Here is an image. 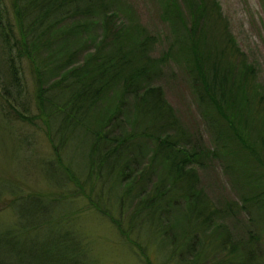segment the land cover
I'll return each mask as SVG.
<instances>
[{
	"label": "trees",
	"instance_id": "1",
	"mask_svg": "<svg viewBox=\"0 0 264 264\" xmlns=\"http://www.w3.org/2000/svg\"><path fill=\"white\" fill-rule=\"evenodd\" d=\"M120 2L0 0V95L19 121H42L51 147L42 171L60 191L53 196L13 186L8 194L30 203L85 199L145 264H262L257 233L238 242L221 230L219 208L195 167L206 155L189 147L190 135L163 89L151 84L171 59L185 61L201 101L212 107L220 142L231 139L249 163L253 180L246 182L264 208V85L256 64L248 62L220 0H157L171 34L168 49L157 56V36ZM24 62L34 79L35 112ZM75 142L88 147L84 164L70 156ZM155 162L162 165L160 175ZM69 216L63 215L64 225ZM42 227L18 221L0 241ZM64 237L76 242L66 261L97 264L88 263L71 227ZM3 253L0 264H32Z\"/></svg>",
	"mask_w": 264,
	"mask_h": 264
},
{
	"label": "rangeland",
	"instance_id": "2",
	"mask_svg": "<svg viewBox=\"0 0 264 264\" xmlns=\"http://www.w3.org/2000/svg\"><path fill=\"white\" fill-rule=\"evenodd\" d=\"M120 3L133 8L140 22L157 36L154 55H160L168 49L171 34L168 25L162 20L157 0H121ZM220 3L248 62L256 64L258 82L264 85V1L220 0ZM24 65L23 76L29 96L27 100H31L35 112L34 79L27 62ZM151 84L163 89L166 100L190 135L192 142L189 147H195L206 155L195 167L200 186L219 208L218 223L222 225L221 230L226 228L232 241L238 242L249 239L251 233H257L264 264V208H259L253 200L252 195L255 191L257 193L256 187L246 182L253 180L250 178L249 163L245 165L244 157L233 150L237 148L231 139L220 142V129L213 118L212 107L201 101L185 61L171 59L163 68L161 76L158 75ZM129 100L132 102L131 98ZM130 116L131 113L127 118ZM29 123L19 121L0 95V191L5 193L0 198V240L7 236L11 226L17 225L18 221L23 225H44L37 234L24 233L9 243L0 241L3 244L0 252L4 251L3 254L12 259L31 258L32 264H83L80 258L65 260L76 243H65L64 240L66 227H71L82 242L88 263L93 259L97 264H145L136 250L121 238L110 219L91 208L85 199L77 198L74 202L42 199L41 203H30L27 199L15 202L17 198L8 194L7 191L15 187L25 193H53V196L60 193L53 184H49L42 171L41 162L51 152L44 125L41 120ZM151 145V142L147 143V148ZM87 150L88 147H77L75 142L70 156L76 164H84ZM145 151L149 156L151 151ZM142 162L145 164L147 158ZM155 166H158L155 175H160L162 165L155 162ZM183 209L181 206L178 210L182 212ZM66 212H70V225H64L63 215ZM155 251L152 248V257Z\"/></svg>",
	"mask_w": 264,
	"mask_h": 264
}]
</instances>
